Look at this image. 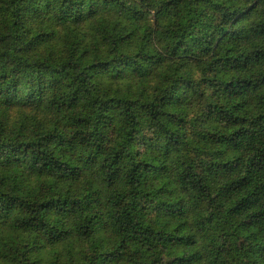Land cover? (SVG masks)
Instances as JSON below:
<instances>
[{
  "label": "trees",
  "instance_id": "obj_1",
  "mask_svg": "<svg viewBox=\"0 0 264 264\" xmlns=\"http://www.w3.org/2000/svg\"><path fill=\"white\" fill-rule=\"evenodd\" d=\"M0 264H264V0H0Z\"/></svg>",
  "mask_w": 264,
  "mask_h": 264
}]
</instances>
